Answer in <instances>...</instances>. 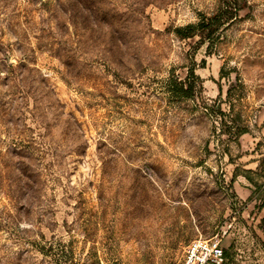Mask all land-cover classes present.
Returning <instances> with one entry per match:
<instances>
[{"label":"rangeland","instance_id":"obj_1","mask_svg":"<svg viewBox=\"0 0 264 264\" xmlns=\"http://www.w3.org/2000/svg\"><path fill=\"white\" fill-rule=\"evenodd\" d=\"M220 2L0 0V264H264V0L176 34Z\"/></svg>","mask_w":264,"mask_h":264},{"label":"trees","instance_id":"obj_2","mask_svg":"<svg viewBox=\"0 0 264 264\" xmlns=\"http://www.w3.org/2000/svg\"><path fill=\"white\" fill-rule=\"evenodd\" d=\"M221 5L219 11L210 19H203L197 25H189L185 28L177 29L176 34L181 38H190L197 32L204 33L209 42L216 38L217 34L223 32L225 28L232 25L239 18V14L244 10L239 0H220ZM13 68V65H9ZM200 77L196 75L194 70H190L187 78L184 81H180L176 78H171L168 83V90L173 97L178 99H193L195 98ZM220 92L221 89H220ZM228 96H231V90L228 91ZM248 133L246 128L241 129L237 127L235 134L237 137H241ZM262 207L264 210V197L261 199ZM263 233H264V218H263ZM43 249V254L48 255V251Z\"/></svg>","mask_w":264,"mask_h":264},{"label":"built area","instance_id":"obj_3","mask_svg":"<svg viewBox=\"0 0 264 264\" xmlns=\"http://www.w3.org/2000/svg\"><path fill=\"white\" fill-rule=\"evenodd\" d=\"M225 250L218 237L188 245L182 264H225Z\"/></svg>","mask_w":264,"mask_h":264}]
</instances>
